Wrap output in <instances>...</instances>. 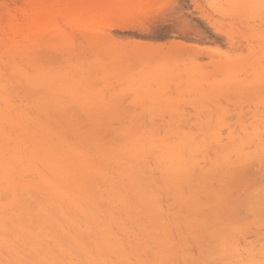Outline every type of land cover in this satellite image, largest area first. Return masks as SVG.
<instances>
[{
	"label": "rangeland",
	"instance_id": "374dc122",
	"mask_svg": "<svg viewBox=\"0 0 264 264\" xmlns=\"http://www.w3.org/2000/svg\"><path fill=\"white\" fill-rule=\"evenodd\" d=\"M53 1L0 0V23L21 19L31 5L43 13L27 60L15 59L37 80L18 76L2 95L12 89L15 106L30 114H40L31 108L40 103L69 127L71 141L77 135L91 151L116 154L107 169L135 204L154 195L164 215L179 216L167 224L176 242L158 255L138 222L146 217L149 225V215H126L104 200V213L118 222L113 232L131 244L141 237L132 261L264 264V0H81V9L57 20L47 6ZM129 123L154 124L153 132L180 142L191 165L182 185L160 172L167 161L153 155L161 147L127 149ZM37 183L31 172H0V264H70L82 246H96V225L71 207L61 212ZM91 188L100 199L99 174Z\"/></svg>",
	"mask_w": 264,
	"mask_h": 264
},
{
	"label": "bare ground",
	"instance_id": "6f19581e",
	"mask_svg": "<svg viewBox=\"0 0 264 264\" xmlns=\"http://www.w3.org/2000/svg\"><path fill=\"white\" fill-rule=\"evenodd\" d=\"M82 4L81 0H54L47 6L51 10L53 20H57L60 15L72 16V13L81 9ZM102 11L103 9L100 10ZM42 18V11L31 5L30 8L23 10L21 19L12 15L7 22L0 23V62L4 59L6 62L5 69H0V100L4 102L0 106V120L6 121L8 125V129H0V136L5 134L7 137L4 152L0 154V172L4 176L33 173L38 187L44 191L52 203H58L61 206V212L64 213L71 207L77 213H81L87 221L96 225V246L94 249L82 246L79 255L70 253L72 255L70 264H137L135 260H132L140 256L137 247L140 245L141 237L139 234H134V243L131 244L126 237H121L117 232L114 233L113 223L118 222L112 211H110L112 213H104V200L110 203V208L117 209L126 215H134L136 212L147 213L149 225L145 224L146 217H140L138 222L148 232L149 245L154 253L163 255L176 242L175 238L168 235L171 229L167 224L173 219L181 221L179 216H175L174 212L168 210L164 215L166 209L156 201L154 195H141L135 204L134 200L124 192L126 183L116 181L112 176L113 173L107 169L106 161L116 157V154L104 151L101 155L97 150L91 151L90 141L81 140L77 135L75 140L71 141L64 130L68 126L55 124L49 110L40 103L31 101L33 104L31 108L40 114H30L25 109L15 106L11 98L12 89L8 92L9 96L2 95V91L10 88L12 81L18 76L25 75L30 80H37L38 76H35V73L29 75L23 73L25 71L22 70V65L15 59L18 56L23 61L27 60L31 46L35 44L38 36ZM53 24L58 25V22L55 21ZM43 114L45 117L42 116ZM125 126L128 127V150L138 154L146 147L149 149L155 146L161 147L163 152L160 155L154 153L153 159L167 161L166 164L160 165V172L166 181L175 184L180 182L181 185L186 181L191 165L181 153L180 142L175 140L172 143L168 136L161 134V131L153 132L150 127L154 124L129 123ZM13 131L16 137H12ZM119 171L125 178L130 177L126 169ZM97 174L103 182L100 199L91 188L92 176ZM171 175L174 176L171 178ZM134 186L135 184L132 183L131 187ZM178 194L182 197V191H178ZM78 220L79 218L69 221L70 225L66 231L68 234H72L71 226L78 227ZM116 228L118 231L125 230L119 225ZM73 237L76 239L75 235ZM158 249L163 251L158 252Z\"/></svg>",
	"mask_w": 264,
	"mask_h": 264
}]
</instances>
